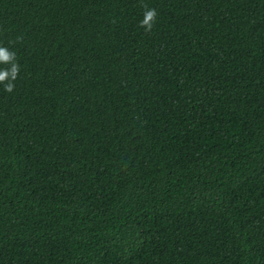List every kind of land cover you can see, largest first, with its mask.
I'll list each match as a JSON object with an SVG mask.
<instances>
[{
	"label": "trees",
	"instance_id": "16d2710c",
	"mask_svg": "<svg viewBox=\"0 0 264 264\" xmlns=\"http://www.w3.org/2000/svg\"><path fill=\"white\" fill-rule=\"evenodd\" d=\"M0 48V264H264V0H0Z\"/></svg>",
	"mask_w": 264,
	"mask_h": 264
},
{
	"label": "clouds",
	"instance_id": "9594fccd",
	"mask_svg": "<svg viewBox=\"0 0 264 264\" xmlns=\"http://www.w3.org/2000/svg\"><path fill=\"white\" fill-rule=\"evenodd\" d=\"M0 59H2V60H8L9 59L8 53L2 48H0ZM4 75H5L4 73H0V80H2L4 78ZM6 87L8 90H11L10 85H8Z\"/></svg>",
	"mask_w": 264,
	"mask_h": 264
}]
</instances>
